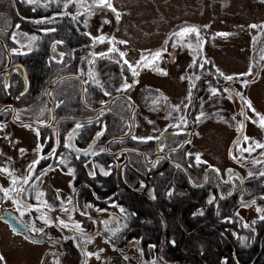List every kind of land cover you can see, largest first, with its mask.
Returning <instances> with one entry per match:
<instances>
[{"label":"trees","instance_id":"obj_1","mask_svg":"<svg viewBox=\"0 0 264 264\" xmlns=\"http://www.w3.org/2000/svg\"><path fill=\"white\" fill-rule=\"evenodd\" d=\"M29 10L30 6L26 0H0V38L9 49L12 64L18 66V69H12L13 66L10 68L12 70L8 77L4 74L0 77V102L1 104L8 102L15 108L19 104L18 112L21 115L43 122L47 118L44 95L46 85L61 74L77 73V66L76 63L69 62L72 59L70 57L62 63L63 61L50 58L48 50L38 53L37 49L29 46V41L34 39V37L30 38V35L35 38L43 37L41 30L35 29V23L30 21V17L34 16ZM58 20V16L53 17L50 23ZM258 34L264 39L263 25L258 30ZM18 36L29 40L23 46H19ZM61 36L63 39L62 34ZM53 38L54 35L51 34L50 40ZM57 50L72 56L77 49L62 44L57 45ZM6 61L7 56L0 43V69L6 65ZM203 69L206 70L205 67ZM26 77L29 88L22 94ZM63 82L68 84L65 85ZM59 86L60 94L57 98L54 88L51 89V94L54 93V103L57 104L54 126L59 134L57 139L58 137L62 139L57 142L59 159L67 164L65 169L72 173V184L78 185L77 196L82 202V211H85L86 203L93 208H99L103 202L104 204L117 202L126 206L128 220L126 227L118 234L117 245L123 246L126 241L132 242L133 238H136L140 241L137 247L144 258L147 259L145 248L147 252L155 253V261L156 257L162 259L160 254L167 257V260L174 256L173 260L176 264H264V219H262L264 200L254 201L262 205L263 213L250 227L243 223L237 213L240 206L238 201L243 202L253 196L251 192L258 189L254 183L257 178L245 179V188L240 197L235 196L238 191L235 190L228 198L223 199L228 191L219 195L213 177H209L204 187L200 188L199 184L204 177L203 168L194 158L189 159L187 152L183 150L184 138L175 143L170 137L178 135H171L162 139L163 144L160 141V145L165 151L178 148L169 152L170 158L174 160L175 155L182 156V161L188 164V169L183 166L188 174L173 175L169 170L171 166L178 171L181 170L167 161L145 165L138 154L127 153L132 170L142 172L146 178L141 173L144 179H140L127 170L126 166L121 165L120 181H117L112 169L117 172L118 158L105 153L104 143L111 137L125 133L128 102L125 99H118L122 103L115 100L110 108L105 111L103 109L96 115V112L88 111L81 106L78 96L79 83L74 78L61 80L55 88ZM34 88L41 89V100L45 103L43 107L39 106L38 100L32 94ZM102 96L100 91L88 86L85 100L95 105L102 101ZM104 97L107 99L106 96ZM1 114L2 117H8L9 111H3ZM70 133H73L72 141L74 140V144L79 149H90L87 155L78 156L81 165L77 174L75 173L76 154L64 143L65 137ZM39 134L52 139L54 137L52 128L40 130ZM98 134L99 138H96ZM90 143H93V146ZM110 144L113 146L112 149L109 146L111 151L136 146L146 154L148 151L154 152V142L151 140L140 141L138 145L127 138L112 140ZM61 146L63 148H60ZM257 162L259 164L255 162L254 170L262 173L260 176L264 177V158L258 157ZM88 166L92 167V170H87ZM130 176L133 177V182ZM106 177L110 179L112 177L113 180H106ZM196 177L199 180L196 181ZM145 181L147 188L143 187ZM113 182L116 188L111 190L115 186ZM129 188L135 189L134 192ZM262 194L264 195V190ZM136 217L140 220L138 225L131 224V220H135ZM86 222L88 225L89 219ZM88 226L84 224L86 230L90 229Z\"/></svg>","mask_w":264,"mask_h":264},{"label":"flooded vegetation","instance_id":"obj_2","mask_svg":"<svg viewBox=\"0 0 264 264\" xmlns=\"http://www.w3.org/2000/svg\"><path fill=\"white\" fill-rule=\"evenodd\" d=\"M126 1L110 0L112 8L115 9V12H113L111 8L99 6L100 0H28L29 13L34 16L30 17V21L35 23V29L41 30L43 33L42 38H35V36L30 35V38L34 37V39L29 41V46L37 49L38 53L48 50L50 56L53 53L67 59L70 57L72 59L69 62L76 63L77 70L84 56L96 58V61H91L94 70L89 74L99 78L122 79L124 84L129 81V88L126 91L133 90L135 84L145 77L161 79L167 74L171 75L169 72H162L163 67L178 65L180 73H185L186 76L174 74L171 77V80L177 86H180V90L175 89L176 99L174 101L178 107L175 114L167 120L170 127L172 125L176 127H194L196 114L198 109L203 107L204 98H211L214 94L225 97V102L229 101L226 95L244 97L252 105V108L248 107L249 110L258 108L255 99L246 94V89L252 83L248 82L249 78L242 72V69L236 74H222L219 72L220 69H218L219 71L214 70L213 61L207 59L203 54V49L217 46L218 42L227 40L232 34H239L240 25L238 22L241 21L239 16L247 17L248 14H251L247 7L239 3L238 7L235 8L238 17L232 24H227L233 31L213 29L209 19L195 20V15L205 18V12L211 10L214 11L213 15L217 13L219 16L225 15L227 8L230 6V0H188L187 5L182 8L185 15L183 18L174 20L164 19L160 16L162 21L158 22L154 29L158 31V28L164 25L168 26L165 30L163 47L171 48L175 46L177 40L174 39V34L187 26L189 29L195 28L202 32L197 38L194 32H190L187 38L196 42L199 48L202 49L198 51L194 65L190 59L182 65L173 63L171 60L165 61L161 54L155 59L153 55L141 56L143 51L130 55L126 60L120 59L115 62L112 57L107 58L106 56L110 51L104 53L103 47L97 42L101 31L112 28V26L103 25V30H101L97 14L105 13L111 15L115 21L120 19L119 21L124 22V15L128 11H123L120 7L124 6ZM167 1L159 0L158 5L162 7ZM242 1L264 2V0ZM173 4L171 8H173ZM169 10L170 8L164 9V11ZM117 15H119V19L116 18ZM261 15L264 19V7L261 9ZM56 16L59 17V20L50 23V20ZM147 22L146 19L138 17V21L134 22L131 27L138 28L140 24H146ZM262 25L264 27V21L260 24V26ZM252 26L253 22L249 23L251 31L246 25L243 28V33L247 32L248 48H253V50L251 49L253 60L249 61L246 57L243 61V63L249 64L253 62L252 65H249L248 70H253V64L264 63V39L256 34L260 26L258 28ZM68 30L71 32L69 33ZM141 31L142 33L146 32L143 29ZM154 31L151 30V32ZM214 32L222 40H214L212 36ZM51 34L54 35L52 40H50ZM62 44L77 50L74 51L72 56L65 55L57 50V45ZM161 49L155 47V51ZM199 56L207 60L200 63ZM60 57L54 55L50 58L60 60ZM176 57L179 56L175 51L174 58ZM204 67L206 70L203 69ZM134 72L138 74H134ZM250 73L252 71H249ZM226 77H232V79L229 80ZM191 79H195V82L191 83ZM251 79L252 82L258 80L256 72H254ZM230 82H234L233 85H236V89ZM132 84L133 87L131 88ZM207 89L211 91L209 96L204 92ZM251 89L253 90L252 86ZM181 90L187 91V94L193 97L189 104L186 94ZM143 95L145 94L138 96ZM137 98L138 107L146 108L145 104L139 103L140 98ZM225 107L226 105L219 108L222 118L226 117L227 107ZM108 108L110 107H106L104 111ZM4 111L10 112L9 109ZM2 112L0 111V169L6 171H0V257H3L0 264H83L81 203L78 200L76 186H71L70 192L64 189L65 182H70L71 176L65 169L67 164L65 165L59 159L60 152L57 150V142L62 139L59 137L57 139V136H59L58 130H55L53 123L52 126L48 127L53 129V139L42 135L39 139L35 137L36 140L34 141L33 136L14 134V124L9 122V118L6 122L2 117ZM203 119L199 123H202ZM144 121L155 123L156 120L145 114ZM251 132L253 133L252 130ZM64 143L66 145V140H64ZM72 143L74 144V140ZM60 148H63V146ZM78 156L80 155L76 154L75 156L76 174L81 165ZM151 158L152 154L149 155L148 159ZM36 161L38 163H34ZM26 178L28 182L24 183ZM13 180L16 181V184L12 183ZM133 184L135 185V183ZM13 188L17 191H12ZM3 190H8L7 196H5ZM129 190L131 191L133 188H129ZM61 221L63 224H61ZM71 221L76 224L75 227H70L69 223ZM78 223L79 227H77ZM66 253H69V256H66ZM17 259H22V261L14 262Z\"/></svg>","mask_w":264,"mask_h":264},{"label":"rangeland","instance_id":"obj_3","mask_svg":"<svg viewBox=\"0 0 264 264\" xmlns=\"http://www.w3.org/2000/svg\"><path fill=\"white\" fill-rule=\"evenodd\" d=\"M159 0H127L125 2V5L120 7L121 10L128 12L124 15V22L119 21L117 23V26L115 27L116 21L111 15L105 14V13H98L97 14V20L99 22V28L103 30V25L112 26L114 27L115 36H112L110 33L109 28H107L105 31H101L100 37L104 39L107 43L109 40H114L117 36V40L120 42L119 44L113 45L116 47L115 51L111 55H117L116 51L120 49H124L125 54L122 59H127L129 55L139 53L140 51H144L142 53V56H148L153 55L156 52L155 47L162 48L164 55V60L169 61L171 60L173 63L177 64H184L188 59L192 61V64H195L196 57L198 56V51L202 50L198 47L197 43L194 41H191V39H181V36H176L174 39L177 40L176 46H177V55L179 57L174 58V54L171 52L170 47H163V40L165 38V30L168 28V26L164 25L161 28H158V31L154 29L156 28V25L158 22L162 21L160 19V16H162L164 19H181L185 15L182 12L183 6L187 5L188 0H168L162 7L158 5ZM230 6L227 8V13L225 15L219 16L218 13L216 15H213V10L206 11L205 12V18H200L195 15V20H206L209 19V23L213 29H219V30H232L233 29L227 25L232 24L238 17V12L235 9L238 7L239 3H242L244 7H247L249 9V12L251 14H248L247 17L239 16L241 19L239 23L240 25V32L238 35L232 34L231 37H229L227 40L220 41L222 38L218 37L216 35V32L212 33V36L214 40L220 41L218 42L217 46H205L209 47V49H203V54L207 57V59H211L213 61V65L217 70L220 69L219 72L222 74H236L240 69H242V72L246 74V77L249 78L248 82L251 84L246 89V94L249 97H253L255 99V102L257 104V107L259 110L264 111V99L261 97V94L264 90V63L258 64L262 66L261 68V74L258 76V80L252 82L251 77L254 75V71L256 68H258V65L253 64V70H248L249 65H252L249 63H243L244 59L247 57L249 61L253 60L251 58V49L252 47L248 48V42H247V32L243 33V28L246 25L247 21H250L252 19L253 23L260 26V23L264 21L263 16L261 15V9L264 7V2H254L251 3L250 1H242V0H230ZM174 3V4H173ZM173 4V8L172 7ZM119 7V6H118ZM165 8H170L169 11H164ZM124 13V12H121ZM138 17L141 19H146L148 22L145 24H140L138 28H133L131 25L134 22L138 21ZM187 26V25H186ZM188 27V26H187ZM261 27V26H260ZM146 30L145 33L140 32V30ZM187 29V28H186ZM95 30V29H94ZM151 30H155L154 32H151ZM182 32V31H180ZM179 33V32H178ZM230 34V33H227ZM259 36V34L257 33ZM185 36V34L183 35ZM259 39V38H258ZM17 40H20L19 46H23L29 39L26 40L25 37H17ZM123 41L124 43H121ZM13 48H11L12 50ZM105 50H107L105 48ZM19 51V50H17ZM172 53V54H171ZM163 56V55H162ZM110 56L107 55V58ZM182 58V59H181ZM200 60L199 62L202 63L203 61H206L207 59L198 57ZM87 60H82L80 64V68L82 70L83 78L84 80H92L93 82L98 83L103 92L106 95H113L117 93L119 89H122L123 87V81L121 79H111L109 77L99 78L96 76H91L90 74H86L88 71H93L94 67L92 65V69H89L90 62H88L87 67L86 66ZM165 72L173 73L174 74H182L178 70V65L171 66L170 68L163 69ZM249 71H252V73L249 74ZM67 74H72L71 72ZM63 76V74H61ZM171 75L167 74L161 79H155L150 77H145L141 79L138 83L135 84V87L133 90H131L132 96H138L140 94H145L143 96H140L139 103L145 104L146 108H141L140 106L136 109L135 113V122H134V130L132 133V136L134 138H137L138 135H140L142 138L146 137H155L163 130L170 127L168 123L165 121L166 116H173L175 114V110L178 107L174 101L173 98H175L176 91L175 89L180 90V86H177L173 80H171ZM62 79H66L62 78ZM195 79H191V83H194ZM65 85H67L65 82H63ZM231 85L234 84V82H230ZM125 85H129V82L125 83ZM251 86L253 90L251 89ZM154 87H157V89H154ZM233 87L236 89V85H233ZM54 93L55 97L57 98L60 94V86L54 87ZM183 93L186 94V98L188 97L187 91L181 90ZM208 96L209 93H211L210 89H207L204 91ZM54 93L53 98H54ZM33 96L38 100L39 106L43 107L45 103L43 100H41V89L34 88L32 91ZM31 94V95H32ZM79 95V92H78ZM173 97V98H172ZM225 97L219 96L218 94H214L213 97H205L201 108L198 109V112L196 114V121L194 122V128L187 129L186 127H179L181 131L187 130V134L185 135L186 139H188L189 134L192 132V138L189 140V151L192 150V144H196V148L201 150L200 156L206 158L207 160H210L212 164H215L220 169L221 175L223 174V170L227 165H233L236 166L242 173V176L244 179H250L252 177L257 178L254 183L257 186L255 191L251 192L253 195L261 194L264 190V177H261L259 175L260 172H256L253 168L255 161H251L247 163L245 160V157L243 159L239 158V154L250 155V152L254 151L255 147H249L248 141L249 138L245 139V134L242 136V138L234 141V137L237 135L241 125H242V112L243 109L241 108V105L238 100L235 99L234 96H230L231 103L225 102ZM83 99V98H82ZM199 99V98H198ZM117 102H120L118 100ZM198 102V100H197ZM197 102H196V108H197ZM83 103L85 105H90L86 102L85 99H83ZM122 103V101L120 102ZM82 104V103H81ZM21 105V104H20ZM109 104H105L103 106H99L98 109L92 110V112H99L103 109H105ZM226 105V117L225 121L229 120V113L232 109L231 117L232 120L230 123H234V130L230 126V123H224L219 111L220 107H224ZM57 104L55 105L56 108ZM17 108H19V104L16 105ZM84 108V106L82 105ZM42 110L40 111V113ZM144 112V113H143ZM152 116L153 119H155V123H146L144 121V116ZM261 115V112H259ZM57 115V114H56ZM205 115V118H204ZM252 117H256V113H251ZM124 116V115H122ZM246 116V114H245ZM204 118V119H203ZM245 118V117H244ZM200 127L197 128L198 123L201 121ZM264 129V127H262ZM40 131V130H39ZM14 134H20V135H27V136H33L34 141L36 130L32 128L30 125H24V126H18L14 125L13 127ZM139 136V137H140ZM172 142L177 143L182 137H170ZM223 141V142H222ZM232 141V142H231ZM223 144L224 148L221 147V143ZM230 143V147H229ZM261 147H264V142L261 143ZM139 145V144H138ZM112 145H110V148L112 149ZM222 149V150H221ZM230 150H233L230 154V158H226V152ZM109 150V147H108ZM119 150V149H117ZM111 151L113 152V155H118L119 152ZM185 152L188 150L186 148L183 149ZM187 150V151H186ZM214 150V151H213ZM120 154L127 156V153L122 151ZM117 157H120L118 155ZM174 166H186L188 169V164L182 161V156L175 155L174 157ZM117 163V162H116ZM258 163V162H257ZM263 163V162H262ZM259 164V163H258ZM111 165V163L109 164ZM128 168L132 167L130 164L127 165ZM92 170V167H88L87 170ZM118 169V165L116 167ZM173 172V175L175 174H183L184 171H178L176 168H173L172 166L169 168ZM121 172V171H120ZM119 172V173H120ZM112 173L114 176H118V173L116 170L112 169ZM134 175H137L139 178L141 177V173L137 170H133ZM255 175V176H254ZM132 182L134 181L133 177L130 176ZM84 180V179H83ZM106 180L112 181L113 178L106 177ZM199 180L198 177H196V181ZM113 185L114 182L112 183ZM81 185V184H80ZM231 185L235 188V190H238L240 188L239 182L236 181V178H231ZM144 186H148L147 182ZM204 186H200L202 188ZM116 188V185L111 188V190H114ZM231 187H228L227 185H224L219 188H217V193L219 195L223 194V192L229 191ZM64 189L70 192L71 190V184L66 181L64 184ZM135 190V189H134ZM235 190H233L230 194H228L225 198H228ZM225 195V194H224ZM236 196V195H235ZM80 203L82 204L81 200L78 199ZM126 202V201H125ZM87 206L85 208V215L82 217L81 222L84 223L88 228H90L88 231L89 233H82V239L85 245V252L88 253V256L85 257V260L87 262L91 261V264H127L126 260L128 261V264H155V253L154 252H147V250L144 248L145 256L142 261V256L137 250V245L139 244V239L133 238L131 245H126L123 250L118 249L119 245H117V237L118 234L126 227V222L128 220V215L126 213L127 209L125 205H121L117 202H108L107 204L102 203V206L99 208H93L90 204L86 203ZM259 209V211H258ZM129 210V209H128ZM238 216L243 221V223L247 224L248 227H250L254 220L256 218H259L263 213V207L261 204L257 202H251L250 204L246 206H239L237 209ZM264 214V213H263ZM93 218H91V217ZM86 219H89L90 222L91 219L93 220L92 225H87ZM138 217H136L135 220H131V224L138 225ZM234 224V223H233ZM70 227H75V223L71 221L69 223ZM79 225V223H78ZM84 227V225H82ZM243 226V225H242ZM139 230H137L138 232ZM85 232V230H84ZM99 239V240H97ZM112 241L113 245L117 246L118 248L115 249L113 246H111L110 241ZM149 245H147L148 248ZM95 249V250H94ZM125 249V251H124ZM93 250V251H90ZM115 251V252H114ZM66 256H69V253H66ZM159 256L162 258H157L158 264H176L173 260L174 256L171 257V259L167 260V257H164L163 255ZM125 259V260H123ZM22 261V259H17L14 262ZM172 261V262H171ZM193 264V263H192Z\"/></svg>","mask_w":264,"mask_h":264},{"label":"water","instance_id":"obj_4","mask_svg":"<svg viewBox=\"0 0 264 264\" xmlns=\"http://www.w3.org/2000/svg\"><path fill=\"white\" fill-rule=\"evenodd\" d=\"M0 43H1L2 47H3V49H4V52L6 53V55H7V57H8V63H7V65H6V67H4L3 69L0 70V74H1L2 72H5V71L7 72V71H8V69H9V67H10V64H11V55H10V53H9V51H8V48H7L6 44H5V42H4L1 38H0ZM22 72H23V70H22ZM65 77H73V78H75V79L79 82V85H80V92H79L80 102L82 103V105H83L85 108L90 109V110L98 109V107H99L101 104H98V105H94V106H92V105H85V104L83 103V99H82L83 83H82L81 79H80L76 74H64L63 76H59L58 78L51 80V81L46 85V87H45V97H46V102H47V106H48V110H49V119H48V122H47L46 124H44V125L37 124L36 122H33V121H24V122H17V123H18V124L32 123V124H34V125H36V126H38V127H45V126H48V125L50 124L51 120H52V117H53L52 99H51V97H50V95H49V91H50V89H51L52 87H54V86H55L60 80H62V78H65ZM25 88H26V87H25ZM120 96H122L123 98H125V99L130 103L131 111H132V104H133V103H132L131 99H130L127 95H125V94H121ZM114 98H115V96H113V97H112V98H111L106 104H109ZM130 115H131V112H129L128 120H130ZM131 130H132V125H130V130H129L127 136L129 135V133L131 132ZM70 137H71V135H70L68 138H70ZM123 137H124V136H116V137H112V138L106 140V141H105V144H104L105 149H107V145H108V143H109L111 140H118V139H121V138H123ZM132 149H133V148H132ZM133 150H134V152L138 153V154L141 156V158L144 160V162H147V161L145 160V156H144V154H143L140 150H137V149H133ZM111 154H112V153H111ZM154 160H155V159L152 160L151 164L154 163Z\"/></svg>","mask_w":264,"mask_h":264},{"label":"snow or ice","instance_id":"obj_5","mask_svg":"<svg viewBox=\"0 0 264 264\" xmlns=\"http://www.w3.org/2000/svg\"><path fill=\"white\" fill-rule=\"evenodd\" d=\"M99 6H101V7H107V8H111L112 11L115 12V9L112 8V5H111V3H110V0H100V5H99ZM116 18L119 19V15H117ZM252 27H255V25H253ZM189 32H197V30H196L195 28H192V29H184V30H182V32L175 33L174 35H176V36H183L184 34H187V33H189ZM218 35H225V34H218ZM121 43H124V42L121 41ZM111 51H115V49H111ZM120 55L123 56L124 54L121 53ZM159 56H160V53H159V52H156V53L153 54V58H154V59H155V58H158ZM125 63H127V61H125ZM138 63H139V62H138ZM129 67H131V66H129ZM134 74H138V73H135V72H134ZM226 79L231 80L232 77H226ZM245 83H246V82H245ZM125 87H129V85H125ZM245 104H247V106H248L249 108H252V105H251L250 102L245 101ZM259 123H260V125H261L262 127H264V117H261V118H260ZM77 127H80V125H77ZM70 135H71V134H70ZM98 135H99V134H98ZM245 139L247 140L248 138L245 137ZM257 147H261V145H257ZM197 160H199V157H197ZM34 163H38V161H36V162H34ZM30 167H31V166H30ZM0 171H6V170H5V169H0ZM27 182H28V181H27V178H26L25 181H24V183H27ZM12 183H13V184H16V181L13 180ZM3 191H4L5 196H7V195H8V190H3ZM12 191H17V189L13 188ZM258 211H259V209H258ZM262 219H264V217H262ZM61 224H63L62 221H61ZM77 227H79V225H77ZM2 259H3V257H0V260H2Z\"/></svg>","mask_w":264,"mask_h":264},{"label":"bare ground","instance_id":"obj_6","mask_svg":"<svg viewBox=\"0 0 264 264\" xmlns=\"http://www.w3.org/2000/svg\"><path fill=\"white\" fill-rule=\"evenodd\" d=\"M6 44V43H5ZM7 46V45H6ZM1 75V74H0ZM93 146V145H92ZM109 145L107 146L108 149ZM117 152H119V150H117ZM116 180L119 181V178L116 176Z\"/></svg>","mask_w":264,"mask_h":264}]
</instances>
